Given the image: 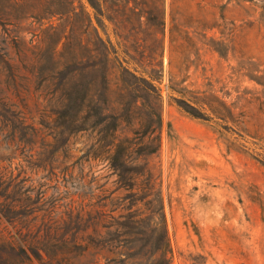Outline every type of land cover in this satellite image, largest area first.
Wrapping results in <instances>:
<instances>
[{"label":"rangeland","instance_id":"374dc122","mask_svg":"<svg viewBox=\"0 0 264 264\" xmlns=\"http://www.w3.org/2000/svg\"><path fill=\"white\" fill-rule=\"evenodd\" d=\"M119 1L117 7L112 0H99L101 13L86 0L82 3L98 36L143 76L142 67L124 50L145 55L148 50L142 45L160 34L138 26L128 7L136 2L137 8L152 15L163 12L162 45L157 49L161 65L152 80L162 101L160 147L149 165L157 176L152 193L160 192L170 264H264V0ZM19 3L16 29L27 55V48L41 47L47 35L56 40L66 32L65 23L55 16L37 22L29 17L34 0ZM48 26H56L55 35ZM134 41L142 45L134 46ZM0 97L20 110L1 72ZM20 97L25 103L24 123L35 132L22 146L0 127L2 179L16 177L14 183L24 179L16 187L28 186L29 199L38 198V216L48 206L57 218L69 202L89 212L106 213L115 206L112 215L124 212L118 203L126 190L115 189L106 160L92 157L102 151L96 141L99 135L94 131L70 136L62 146L64 159L59 149L51 160H44L47 148L41 144L51 145L54 139L39 130L41 99L30 91ZM176 100L196 107L203 116L187 113ZM123 135L131 136L127 131ZM138 182L139 178L131 191L139 192ZM103 195L108 196L102 207L90 205ZM135 207L144 211L141 201ZM105 256L113 255H95L100 264H105ZM27 264L39 263L32 259Z\"/></svg>","mask_w":264,"mask_h":264},{"label":"trees","instance_id":"16d2710c","mask_svg":"<svg viewBox=\"0 0 264 264\" xmlns=\"http://www.w3.org/2000/svg\"><path fill=\"white\" fill-rule=\"evenodd\" d=\"M86 1L101 13L99 0ZM19 4V0L0 1V72L20 108L12 109V104L0 97L1 129L10 139L16 136L22 146L31 140L35 130L24 123L25 103L20 97V93L30 91L36 100L41 99L39 130L54 139L51 145L41 144L47 148L44 160H51L59 149L64 159L62 146L70 136L95 131L102 151L92 157L106 160L109 174L115 177V189L123 188L126 193L118 203L124 212L116 215L111 213L117 206L106 213L100 209L89 212L69 202L57 218L50 215L48 206L38 216V198L29 199L28 186L22 190L16 187L24 179L14 183L16 177L5 181L0 176V264H27L32 259L39 264H100L95 255L103 252L113 255L105 256V264H170L160 192L152 193L157 176L154 166L149 165L160 147L162 101L152 80L161 65V51L157 53V49L162 45L163 12L152 15L150 10L137 8L136 2L128 7L137 16L138 26L160 34L147 46L133 42L147 48L145 55L143 51L129 55L124 50L142 67L143 76L128 68L113 45L98 36L82 0H34L28 16L36 22L55 16L65 23L66 32L56 40L47 35L41 47L27 48V55L16 29ZM112 4L118 7L120 1L112 0ZM47 30L55 35L56 26ZM173 89L179 92V88ZM176 101L187 113L203 116L196 107ZM124 131L131 136H121ZM138 178L139 192L131 191ZM107 196L96 198L90 205L102 207ZM137 201L142 202L144 211L132 209Z\"/></svg>","mask_w":264,"mask_h":264}]
</instances>
